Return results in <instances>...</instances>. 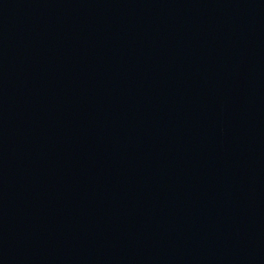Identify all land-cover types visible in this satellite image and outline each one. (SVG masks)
Masks as SVG:
<instances>
[{
  "label": "water",
  "instance_id": "95a60500",
  "mask_svg": "<svg viewBox=\"0 0 264 264\" xmlns=\"http://www.w3.org/2000/svg\"><path fill=\"white\" fill-rule=\"evenodd\" d=\"M0 264H264V0H0Z\"/></svg>",
  "mask_w": 264,
  "mask_h": 264
}]
</instances>
